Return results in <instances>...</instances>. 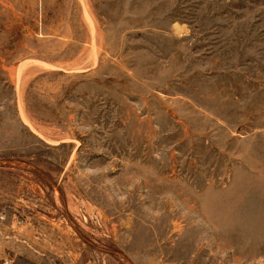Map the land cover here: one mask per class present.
Listing matches in <instances>:
<instances>
[{"label": "rangeland", "instance_id": "1", "mask_svg": "<svg viewBox=\"0 0 264 264\" xmlns=\"http://www.w3.org/2000/svg\"><path fill=\"white\" fill-rule=\"evenodd\" d=\"M264 264V0H0V264Z\"/></svg>", "mask_w": 264, "mask_h": 264}, {"label": "built area", "instance_id": "2", "mask_svg": "<svg viewBox=\"0 0 264 264\" xmlns=\"http://www.w3.org/2000/svg\"><path fill=\"white\" fill-rule=\"evenodd\" d=\"M4 262H5L4 264H12L13 263L12 260H10V259H5Z\"/></svg>", "mask_w": 264, "mask_h": 264}]
</instances>
